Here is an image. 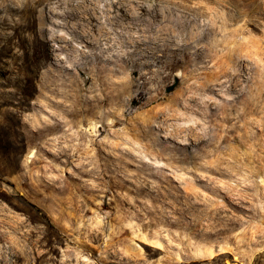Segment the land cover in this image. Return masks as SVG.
Wrapping results in <instances>:
<instances>
[{
  "label": "rangeland",
  "instance_id": "rangeland-1",
  "mask_svg": "<svg viewBox=\"0 0 264 264\" xmlns=\"http://www.w3.org/2000/svg\"><path fill=\"white\" fill-rule=\"evenodd\" d=\"M60 1L36 14L72 39ZM124 1L112 37L140 55L112 50L94 94L93 56L29 81L0 37V264H264V0Z\"/></svg>",
  "mask_w": 264,
  "mask_h": 264
},
{
  "label": "bare ground",
  "instance_id": "bare-ground-1",
  "mask_svg": "<svg viewBox=\"0 0 264 264\" xmlns=\"http://www.w3.org/2000/svg\"><path fill=\"white\" fill-rule=\"evenodd\" d=\"M44 1L45 0H32L28 2L25 10L22 11V14L24 13V15L28 17V21L25 23L21 22L20 25H17L0 20V37H3L2 35H4L8 40V43L6 46L4 45L5 48L1 54L4 57L10 56L12 58V62L17 65L18 71L24 72L29 81L37 77L41 67L47 69L43 76L45 81H49L51 78L55 81L56 77L51 76L52 71L58 68L62 69L61 63L64 60L79 62V68L82 67L83 69L81 62L84 59H90L91 56H93V65L91 70L97 72L98 75L95 79L88 78V86L86 85L81 88L83 90H89L92 94H94L96 92L95 90H97V85L101 87V89L112 87V82H109L105 76L108 72H112V65H105V63H107V57H112V50L116 56L121 58L124 57V51L129 52L133 56L140 55L142 46H140L138 41H128L129 38L125 34L119 35V38L112 37V19L118 17L131 19L133 17L127 9L125 4L126 2L124 0H119L113 4L112 1H107L104 4H101L98 2L94 3L92 0H85L82 3L78 1L79 4L77 6L74 5L71 0L67 3L62 2L64 0L60 1L62 3L57 6L59 9H63V5H66L64 7L65 9L61 12H55V14H57L58 18H61V20H64L65 22L63 24L55 21L54 25L58 27L65 26L72 35L67 38L72 39L64 38L57 30L51 33L48 32L49 34L46 33L45 19L40 23L38 15L36 14V5L42 4ZM118 4L119 7L117 6ZM112 7H115L114 10H112ZM140 9L143 10V7L141 6ZM52 10L53 9H50L51 12L54 11ZM112 13H114V15H112ZM98 14H100L101 19L104 18L105 20L101 26L98 24L100 20ZM39 24L40 26L42 25V27H40V31L38 30ZM162 25L163 22L158 20H155L153 23V27H160ZM22 27L31 29L35 32L37 36V43L34 46L24 45L21 39L23 37ZM6 29L14 30V34L8 36L5 31ZM90 36L96 37L98 42L89 41V39L92 40V37ZM5 37L4 39L6 41ZM84 41H87L90 44L89 46L91 48L86 46L89 49L88 51H82L77 46V43L82 44ZM17 46L24 47V62L22 63L18 62V56L15 52V48ZM68 50L74 51V57L70 56L68 52L66 53ZM62 54L65 56L63 57ZM33 65L34 68H32ZM49 67L51 68L49 69ZM30 86L29 82L28 88H30Z\"/></svg>",
  "mask_w": 264,
  "mask_h": 264
}]
</instances>
